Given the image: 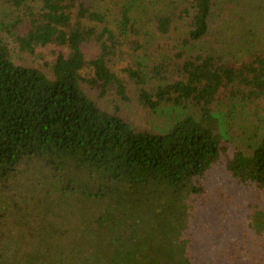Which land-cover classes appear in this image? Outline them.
Masks as SVG:
<instances>
[{
	"label": "trees",
	"instance_id": "obj_1",
	"mask_svg": "<svg viewBox=\"0 0 264 264\" xmlns=\"http://www.w3.org/2000/svg\"><path fill=\"white\" fill-rule=\"evenodd\" d=\"M218 1L0 0V183L31 158L55 166L61 198L95 210L77 263L194 264L191 224L215 200L222 224L264 236V202L213 184L222 169L264 192L263 0L224 8L238 29L214 41ZM4 33L22 53L58 47L49 74L16 61ZM134 96L150 114L185 112L137 128L122 112Z\"/></svg>",
	"mask_w": 264,
	"mask_h": 264
},
{
	"label": "rangeland",
	"instance_id": "obj_2",
	"mask_svg": "<svg viewBox=\"0 0 264 264\" xmlns=\"http://www.w3.org/2000/svg\"><path fill=\"white\" fill-rule=\"evenodd\" d=\"M111 1L106 0V2ZM239 2L242 0H219L217 8L215 2L211 26L214 41L216 36L226 37V34L230 35L234 29H238L237 24L221 25L220 18H232V14L226 13L223 9L236 8ZM260 11H264V0ZM0 13H3L1 8ZM242 22L250 24V17ZM257 24L261 28L260 23ZM261 24L263 26L264 21ZM4 34L12 43L16 61L42 68L49 74L53 58L59 51L58 47H39L33 54L22 53L13 39ZM89 93L96 96V92ZM99 102L104 107L113 109L111 102L104 99H100ZM122 112L135 127L162 132L182 116L185 110L181 107L177 109L168 107L165 111L150 114L134 96L131 102L122 103ZM239 132L238 128L236 136ZM247 140V138L242 139V141ZM58 174L52 164L42 159L31 158L0 183V264L85 263V258L78 263L77 260L83 257L84 252L89 254L85 249L86 246L74 248L76 246L74 244L81 240V236L77 234L79 228L83 231L88 230L89 243L90 245L93 243L90 237L93 226L91 216L94 217L95 210L90 212V204H79L76 200L70 203V200H63L61 198L63 194L58 190ZM214 176L213 184L225 194L238 200L254 197L264 202V192L248 190L228 172L221 169L215 171ZM215 205L216 200L208 210L199 206L197 218L195 216L191 224V230L194 228L195 230L189 237L192 238L193 244L187 255L193 263L264 264V236L255 232L242 233L243 225L237 222L238 219L234 226L231 219L224 220L227 224H222L223 219L216 216V207L213 208ZM94 207L98 209L97 206ZM220 226L226 227V231L220 232ZM208 228L212 230L210 233L206 232ZM170 239L173 241L172 238ZM84 242L86 240L82 237L81 243ZM91 254L89 264H94ZM167 259L165 255L160 264H171ZM178 264L182 263L178 260Z\"/></svg>",
	"mask_w": 264,
	"mask_h": 264
}]
</instances>
